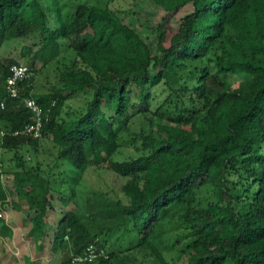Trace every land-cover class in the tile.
<instances>
[{
  "label": "trees",
  "instance_id": "obj_1",
  "mask_svg": "<svg viewBox=\"0 0 264 264\" xmlns=\"http://www.w3.org/2000/svg\"><path fill=\"white\" fill-rule=\"evenodd\" d=\"M114 1L0 0V213L15 193L40 242L54 194L74 203L48 254L64 264H264V0H139L168 15L156 51ZM15 65L29 68L18 97ZM49 65L59 86L43 91ZM230 73L246 78L233 88ZM25 98L48 115L41 137L15 135L32 122ZM142 118L153 128L131 131ZM125 146L134 154L116 160ZM96 168L124 180L121 196L86 190ZM0 232L12 234L1 217ZM91 244L105 253L75 262Z\"/></svg>",
  "mask_w": 264,
  "mask_h": 264
},
{
  "label": "rangeland",
  "instance_id": "obj_2",
  "mask_svg": "<svg viewBox=\"0 0 264 264\" xmlns=\"http://www.w3.org/2000/svg\"><path fill=\"white\" fill-rule=\"evenodd\" d=\"M97 0H94L96 2ZM104 1V0H100ZM110 6L119 12V14L124 18V20L132 26L137 27L138 29L144 28L143 35L151 42L153 51H156L157 38L160 34L159 25L164 18L168 15L159 7L149 8L147 6L141 5L139 0H116L110 4ZM192 7L187 6L182 10L175 20L180 19V17L188 11H191ZM15 47V46H14ZM9 50L12 51L15 56L20 55L23 44L18 45L17 48ZM22 60V59H21ZM22 63L27 64V60H22ZM42 64L38 62L37 68L40 70ZM55 65H49L45 67L42 72H40L37 77L36 87L43 91H48L52 86L58 85V78ZM224 79L230 82L233 88H237L239 84L246 78L244 74H220ZM81 101H70L68 104L71 106H80ZM142 126H145L147 129H152L150 123L145 119H139L132 121L130 125L131 131H136ZM152 127V128H151ZM156 128H154L155 130ZM124 136L128 135V132L123 134ZM52 146L50 142L44 141L43 145L40 148L39 161H43L45 158L49 159V152L52 151ZM133 147L127 148V146L122 147L120 154H117L116 160H123L127 156L134 154ZM3 155V151L0 148V158ZM6 164L11 160L10 155L3 156ZM10 166V165H8ZM86 190H103L106 191L110 196H121L120 188L124 183V180L118 177L112 171H109L106 168H96L90 169L86 176L84 177ZM15 181L12 177L8 176L4 178V184L8 186H14ZM10 201V202H9ZM9 204L11 208H4L0 213V217L5 221V223L12 229V234L2 235L0 232V264H64L62 258L57 254L51 259L49 253L51 254V248L53 244V233L54 227L59 220L60 216L69 208H74V203H71L69 206L63 204L60 200V195L54 194L52 198L53 208L49 210V215L47 217V223L49 226V233L44 235V238L39 242L35 241L33 237H29V232L32 228V223L30 221L31 216L34 212L29 208L26 202H20L21 210L13 208L15 203H18L17 195L12 193L9 195ZM38 243H42L46 246V255L40 254L36 246ZM167 259L172 257H177L173 252L166 253ZM144 259L145 264L149 261L146 258L139 257ZM183 261L187 260V257L182 259ZM141 261V260H140Z\"/></svg>",
  "mask_w": 264,
  "mask_h": 264
},
{
  "label": "built area",
  "instance_id": "obj_3",
  "mask_svg": "<svg viewBox=\"0 0 264 264\" xmlns=\"http://www.w3.org/2000/svg\"><path fill=\"white\" fill-rule=\"evenodd\" d=\"M13 76L9 79V91L13 97L19 96L18 88L14 87L18 80H23L29 76V68L27 66L15 65L12 67ZM24 103L32 114V122L15 132V135H26L34 138L42 136L45 122L48 115L45 109L39 105L33 98H25ZM105 253L104 249L97 251L96 246L91 244L83 255L75 258V262H93L99 255Z\"/></svg>",
  "mask_w": 264,
  "mask_h": 264
}]
</instances>
